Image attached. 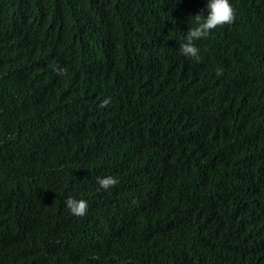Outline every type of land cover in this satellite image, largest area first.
I'll list each match as a JSON object with an SVG mask.
<instances>
[{"label": "trees", "instance_id": "1", "mask_svg": "<svg viewBox=\"0 0 264 264\" xmlns=\"http://www.w3.org/2000/svg\"><path fill=\"white\" fill-rule=\"evenodd\" d=\"M207 3L0 0V264H264V0L196 63Z\"/></svg>", "mask_w": 264, "mask_h": 264}, {"label": "clouds", "instance_id": "2", "mask_svg": "<svg viewBox=\"0 0 264 264\" xmlns=\"http://www.w3.org/2000/svg\"><path fill=\"white\" fill-rule=\"evenodd\" d=\"M208 15L197 14L194 18V27L188 29L184 41L179 45V52L181 55L188 57L196 63L201 61L200 49L196 46L195 42L201 39H206L218 27L230 25L235 22L236 14L230 0H208L207 3ZM66 69L57 68L58 75L63 74ZM217 75H223L221 69H217ZM111 98H106L100 104L101 108L109 106ZM99 190L108 192L110 189L116 187L120 181L115 176H105L97 178ZM66 207L70 214L75 217H84L88 211V202L83 199H76L69 197L65 200Z\"/></svg>", "mask_w": 264, "mask_h": 264}]
</instances>
